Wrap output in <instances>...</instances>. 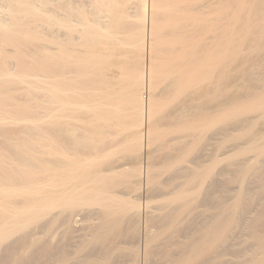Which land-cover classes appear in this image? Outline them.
I'll use <instances>...</instances> for the list:
<instances>
[{"label": "bare ground", "instance_id": "bare-ground-1", "mask_svg": "<svg viewBox=\"0 0 264 264\" xmlns=\"http://www.w3.org/2000/svg\"><path fill=\"white\" fill-rule=\"evenodd\" d=\"M0 264H264V0H0Z\"/></svg>", "mask_w": 264, "mask_h": 264}, {"label": "rangeland", "instance_id": "rangeland-1", "mask_svg": "<svg viewBox=\"0 0 264 264\" xmlns=\"http://www.w3.org/2000/svg\"><path fill=\"white\" fill-rule=\"evenodd\" d=\"M115 140H116V139H115ZM115 140H112V143L116 142ZM109 145H110V143H108L107 146H109ZM160 149H161V148H160ZM161 158H163V157L161 156ZM160 160H162V159L157 160V162H160Z\"/></svg>", "mask_w": 264, "mask_h": 264}]
</instances>
